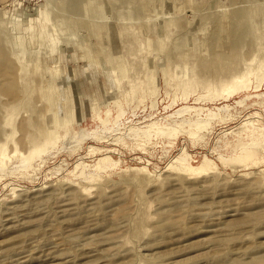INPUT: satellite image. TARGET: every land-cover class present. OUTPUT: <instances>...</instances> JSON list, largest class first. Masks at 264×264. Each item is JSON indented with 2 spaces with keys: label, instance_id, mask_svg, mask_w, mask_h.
Wrapping results in <instances>:
<instances>
[{
  "label": "rangeland",
  "instance_id": "obj_1",
  "mask_svg": "<svg viewBox=\"0 0 264 264\" xmlns=\"http://www.w3.org/2000/svg\"><path fill=\"white\" fill-rule=\"evenodd\" d=\"M0 264H264V0H0Z\"/></svg>",
  "mask_w": 264,
  "mask_h": 264
},
{
  "label": "bare ground",
  "instance_id": "obj_2",
  "mask_svg": "<svg viewBox=\"0 0 264 264\" xmlns=\"http://www.w3.org/2000/svg\"><path fill=\"white\" fill-rule=\"evenodd\" d=\"M57 124H56V122H55V124H54V127L52 128V129H50V135H51V138L53 139V138H55V135H56V129H57ZM191 165V164H190ZM183 169V168H182Z\"/></svg>",
  "mask_w": 264,
  "mask_h": 264
},
{
  "label": "crops",
  "instance_id": "obj_3",
  "mask_svg": "<svg viewBox=\"0 0 264 264\" xmlns=\"http://www.w3.org/2000/svg\"><path fill=\"white\" fill-rule=\"evenodd\" d=\"M124 27H125L124 25L120 24L118 27V33L117 34H121V33L128 31V30H125Z\"/></svg>",
  "mask_w": 264,
  "mask_h": 264
}]
</instances>
